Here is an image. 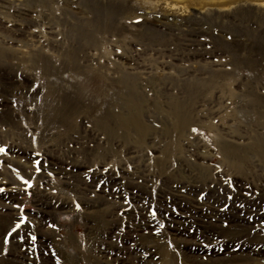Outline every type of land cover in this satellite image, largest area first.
Here are the masks:
<instances>
[{
  "label": "rangeland",
  "instance_id": "1",
  "mask_svg": "<svg viewBox=\"0 0 264 264\" xmlns=\"http://www.w3.org/2000/svg\"><path fill=\"white\" fill-rule=\"evenodd\" d=\"M256 1L0 0V264H264Z\"/></svg>",
  "mask_w": 264,
  "mask_h": 264
},
{
  "label": "snow or ice",
  "instance_id": "2",
  "mask_svg": "<svg viewBox=\"0 0 264 264\" xmlns=\"http://www.w3.org/2000/svg\"><path fill=\"white\" fill-rule=\"evenodd\" d=\"M194 131H195V129H194ZM3 151H4V149H3V148H0V152H3ZM40 163H41V162H40L39 160H37V161L35 162V164H36V166H37V167H36L37 172L40 171ZM24 183L27 184L28 187H31V186H32L28 181H24ZM3 191H4V189H3V188H0V192H3ZM231 198H232V197H229V199H231ZM76 207H77V209H79V205H76ZM151 215H152L153 217H155V215H156L155 211H151ZM24 223H25V218H24V217H21L20 222L17 223V224L15 225V227H13L9 233H7V235H6L5 238H4L3 243H4V244H7V243L9 242V241H8V237L11 236L13 233H16L17 230H18V229L21 227V225L24 224ZM161 227H163V225H161ZM20 239L22 240L23 237H20ZM31 240H32V241H35V240H36V237H35V236H31Z\"/></svg>",
  "mask_w": 264,
  "mask_h": 264
},
{
  "label": "bare ground",
  "instance_id": "3",
  "mask_svg": "<svg viewBox=\"0 0 264 264\" xmlns=\"http://www.w3.org/2000/svg\"><path fill=\"white\" fill-rule=\"evenodd\" d=\"M257 3L264 4V0H257ZM262 217V216H261Z\"/></svg>",
  "mask_w": 264,
  "mask_h": 264
}]
</instances>
